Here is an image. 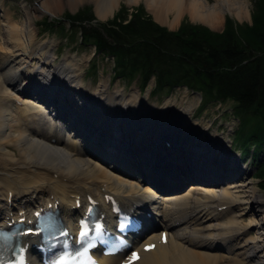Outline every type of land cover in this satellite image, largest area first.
I'll return each mask as SVG.
<instances>
[{
	"label": "bare ground",
	"instance_id": "6f19581e",
	"mask_svg": "<svg viewBox=\"0 0 264 264\" xmlns=\"http://www.w3.org/2000/svg\"><path fill=\"white\" fill-rule=\"evenodd\" d=\"M49 1L37 5L38 15H51L52 2L55 9L61 2L71 9L89 2L97 19L104 20L120 0ZM143 1L156 20L169 27L177 26L185 14L210 29L222 25L224 14L238 21L250 16L243 0H214L212 5L204 0ZM0 30L7 43L0 55V227L21 218L28 223L33 213L50 208L71 228L91 200L110 223L111 199L125 211L149 215L144 228L158 231L122 259L102 257L101 264L123 259L128 264H264V215L247 225L239 220L248 205L250 216L264 212V195L257 189L242 191L247 185L240 182L224 185L239 178L245 167L234 162L226 133L210 132L208 125L192 118L193 101L177 103L169 97L157 108L147 103L149 90L142 98L137 89L125 94L107 82L84 87L80 64L71 57L56 63L50 39L37 41L36 33L6 17L0 19ZM26 94L29 99L22 97ZM79 94L99 100L132 127L141 126L142 132L126 136L118 128L105 127L101 123L111 120ZM40 104L42 109L36 110ZM63 132L72 138L63 139ZM169 133L176 134L170 149L186 143L195 154L167 153L157 141L172 139ZM195 180L207 187L191 185L183 193L165 194ZM239 192L243 196L234 195ZM33 242V236L23 239L29 263L38 264ZM133 252L138 254L134 261Z\"/></svg>",
	"mask_w": 264,
	"mask_h": 264
},
{
	"label": "trees",
	"instance_id": "16d2710c",
	"mask_svg": "<svg viewBox=\"0 0 264 264\" xmlns=\"http://www.w3.org/2000/svg\"><path fill=\"white\" fill-rule=\"evenodd\" d=\"M250 15L251 25L225 17L221 33L187 20L169 31L141 5L132 12L121 5L104 23H94L89 12L64 18L71 28L80 27L82 43L111 58L114 74L125 82L137 80L145 88L153 76L157 93L186 86L205 102L232 100L241 156L258 164L254 179L264 192V0L252 1Z\"/></svg>",
	"mask_w": 264,
	"mask_h": 264
},
{
	"label": "rangeland",
	"instance_id": "374dc122",
	"mask_svg": "<svg viewBox=\"0 0 264 264\" xmlns=\"http://www.w3.org/2000/svg\"><path fill=\"white\" fill-rule=\"evenodd\" d=\"M45 1L49 0H0V15L6 17L7 19L10 18V23L13 25H16L20 28H27L36 33V40H44V39H50L53 43V49L55 50V62L58 63L61 59L65 57H71V59L74 60V62H78L80 64V68L82 70L83 79L81 80L84 87H88L90 89H93L95 86L98 85V83L101 82H107L108 86L112 89L115 86L121 87L124 89L125 94H128L132 88L137 89L139 94L142 98L145 97L146 91L149 90V96H148V104H154L155 107H162L164 101L168 97L175 98V101L177 103H183L186 99L193 101L195 104V108L192 110V118L198 119V121L202 125H210V131L218 130V131H225V124L229 123V120L231 121V113H233V110L235 109V105L231 103L230 101H227L224 104V109H228V112H225L224 109H218L216 106V103L209 102L204 103L202 102V99L197 96V94H193L191 91L186 90L185 88L179 87L173 89L172 92L167 95L166 93H157L155 91L156 84L154 82V77L152 76L149 80L145 88H141L140 83L137 80H134L132 82H125L124 80L117 78L113 71V61L111 58H107L105 56L98 55L94 49V47L91 45L90 42L88 43H82V36L80 34V27H74L71 28L70 25L65 21L64 15L66 13L76 16L80 14L81 12H89L94 16V23H104L106 21H109L112 19V16L108 17L104 20L97 19L93 5L89 2H83L80 5L76 6L75 8L71 9L67 7L64 3L61 2V4L57 7L59 9H55L56 5L53 4V2L50 0L49 2H52L51 8V15H38L35 11V8L37 5H40L42 3H45ZM209 5H212L214 3V0H204ZM245 4L247 5V9L249 11V15L252 11V1L253 0H243ZM124 5L126 8H128L129 12H132L133 9L137 8L138 6H143L146 13L152 17L155 23H157L159 26L166 27L167 29L171 31H175L177 27L180 25L182 21L187 20L192 25H202L198 22L192 21L188 14H185L181 17L179 23L177 26L169 27L167 24H161L158 22L153 15L151 11H149L143 0H139L136 4L133 5H127L125 3V0H120L117 7L115 8V12H117L120 9V6ZM113 13V15H114ZM223 16H227L224 14ZM232 20L236 22L237 19L230 16ZM167 18L169 21L172 20V14L169 13L167 15ZM225 18V17H224ZM250 21V16L248 19H243L241 21H238L239 23H247ZM49 23V26H46L44 24ZM88 25V24H85ZM6 36L0 30V55L1 52H4L1 50V47L6 46ZM74 92H76L75 87L73 88ZM81 100L86 102L88 104V100L86 99L85 95H78ZM23 98H28L29 96L26 94L25 96H22ZM39 104V103H36ZM97 105L99 106L98 102ZM178 104H176L177 106ZM18 107H21V105H18ZM40 107L35 108L36 110L42 109L41 104ZM44 109V106H43ZM67 110V114H71L72 112L69 110V108L65 109ZM169 112L167 113V115ZM232 122V121H231ZM233 122H235L236 125V119L233 118ZM142 124V123H141ZM238 126V124H237ZM234 129V132L227 136L226 141L229 142L231 140V146L232 149L230 150V154H232L234 158V162L238 163L239 166L245 167V172L242 173V175L239 178L230 179L226 182H224V185H228L231 183H242L247 185V187L240 188L242 191L248 190L251 191L253 189H257L262 195H264V192L260 190L258 186V181L254 179V174L256 171V167L258 164L251 162V163H245L243 162L244 157L240 156L239 152L241 150L244 152V145L242 143V136L241 133H239V127L238 126ZM46 129V128H45ZM140 130V128L138 129ZM133 131H136L134 128ZM138 132V131H137ZM75 137V136H74ZM72 138V134H68L66 132H63V139ZM77 138V137H75ZM158 144H160L162 147H164V150L168 153L172 152L174 155L183 153L187 154L188 156L192 157V154L190 153L189 149L186 147H182V151L176 150V149H170L168 145H166V142L164 141H157ZM233 144V145H232ZM105 149V148H104ZM103 149V150H104ZM184 149V150H183ZM106 151V150H104ZM109 151V150H107ZM176 151V152H174ZM208 156V155H207ZM210 156V155H209ZM99 157H102L101 159H104L105 156L99 155ZM211 157V156H210ZM193 186H205L206 184H202L201 182H198L197 180L190 182L188 185H186L185 188H180L177 191L178 192H167L165 194L169 193H181L185 192L189 189V187ZM242 192L236 193L234 195L236 196H243L241 194ZM249 193L247 192L246 195ZM242 200V199H241ZM244 200V198H243ZM245 206V205H244ZM233 212H240L236 211V209H233ZM244 215L239 220L243 222V224L247 225L251 221H253V218H261L263 216L264 212H259L258 214H255V216H250V206L248 205L247 209L243 211ZM250 233L255 232V230H249ZM251 236V235H250ZM218 252V250L216 251ZM237 253V252H236Z\"/></svg>",
	"mask_w": 264,
	"mask_h": 264
},
{
	"label": "water",
	"instance_id": "95a60500",
	"mask_svg": "<svg viewBox=\"0 0 264 264\" xmlns=\"http://www.w3.org/2000/svg\"><path fill=\"white\" fill-rule=\"evenodd\" d=\"M97 102L99 104V106L97 105V108L102 109L103 116H116L114 119L116 120L117 123L113 127L118 128L119 132L122 134H130L127 130L132 128V124L129 123L131 121H127L126 119L120 118L117 113L113 112L112 110L105 108L103 106V104L101 102H99V100ZM137 126H139V125H137ZM114 132L117 133L118 131H114ZM169 134L172 135V139L168 140V139L163 138V139H160V141H164L166 143H169L171 145V147H174L176 138L173 135H176V134L175 133H169Z\"/></svg>",
	"mask_w": 264,
	"mask_h": 264
},
{
	"label": "crops",
	"instance_id": "0c3cea01",
	"mask_svg": "<svg viewBox=\"0 0 264 264\" xmlns=\"http://www.w3.org/2000/svg\"><path fill=\"white\" fill-rule=\"evenodd\" d=\"M224 18V17H223ZM248 24H251V20L249 22H247ZM223 26H224V19L222 21V25L220 27H218V29H211L212 31L215 32H221L223 30Z\"/></svg>",
	"mask_w": 264,
	"mask_h": 264
},
{
	"label": "snow or ice",
	"instance_id": "6c2138e0",
	"mask_svg": "<svg viewBox=\"0 0 264 264\" xmlns=\"http://www.w3.org/2000/svg\"><path fill=\"white\" fill-rule=\"evenodd\" d=\"M150 249H151V246H149L148 250H150ZM131 259H132L133 261L136 260V259H138V254L135 253V252H133V253H132V257H131ZM90 264H95V262H90Z\"/></svg>",
	"mask_w": 264,
	"mask_h": 264
}]
</instances>
